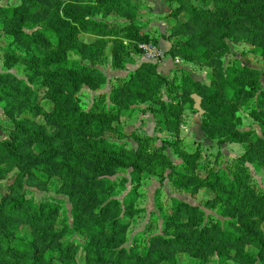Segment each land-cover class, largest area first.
I'll list each match as a JSON object with an SVG mask.
<instances>
[{
	"label": "rangeland",
	"instance_id": "374dc122",
	"mask_svg": "<svg viewBox=\"0 0 264 264\" xmlns=\"http://www.w3.org/2000/svg\"><path fill=\"white\" fill-rule=\"evenodd\" d=\"M205 13L264 0H0L4 229L82 264H264V29Z\"/></svg>",
	"mask_w": 264,
	"mask_h": 264
},
{
	"label": "trees",
	"instance_id": "16d2710c",
	"mask_svg": "<svg viewBox=\"0 0 264 264\" xmlns=\"http://www.w3.org/2000/svg\"><path fill=\"white\" fill-rule=\"evenodd\" d=\"M204 16L210 23H212L215 27H218L220 29H223L230 24H238L241 22H252V21H254L258 27L264 29V20L259 15H242V16L233 15L228 19L219 18L209 13H205ZM61 64L69 65V68L72 70L82 71V72L87 71L86 67H82L77 63H61ZM59 66L61 67L62 65ZM56 70H58V67ZM96 125L100 127L98 123H96ZM11 160H14V157H12ZM19 207L20 204L14 202L9 205L8 212L14 213L15 211H17ZM43 211L45 212V217H43ZM23 217L27 218L29 222H33L32 220H35L34 221L35 224H39L42 222L49 224L52 222L51 219L52 216L48 213L47 210L43 208L36 209L34 207V213H32L30 216H27V213L24 212ZM0 231L4 233V236L0 237V254H2L6 258H10V259L31 258L32 262L35 263L40 262L44 264H82L76 261V259L74 258L75 253L74 252L72 254L69 253V249L67 247L54 248L52 251H48L47 253H44V255H41L35 249L33 240L26 241L23 240L22 238L17 237L16 235H13L10 231L4 229L1 223H0ZM103 258L104 257L102 256L96 259L94 257H89V259L83 264H102L103 263L102 261L104 260ZM0 264L3 263L0 262ZM30 264H34V263H30ZM109 264H122V263H120L118 260L116 261L112 260L109 262Z\"/></svg>",
	"mask_w": 264,
	"mask_h": 264
},
{
	"label": "water",
	"instance_id": "95a60500",
	"mask_svg": "<svg viewBox=\"0 0 264 264\" xmlns=\"http://www.w3.org/2000/svg\"><path fill=\"white\" fill-rule=\"evenodd\" d=\"M191 99L193 101V109L198 112L199 115L202 114V108H201V97L197 94H192Z\"/></svg>",
	"mask_w": 264,
	"mask_h": 264
},
{
	"label": "built area",
	"instance_id": "2783aa9c",
	"mask_svg": "<svg viewBox=\"0 0 264 264\" xmlns=\"http://www.w3.org/2000/svg\"><path fill=\"white\" fill-rule=\"evenodd\" d=\"M147 52H146V55H149L150 54V51H148V50H146Z\"/></svg>",
	"mask_w": 264,
	"mask_h": 264
}]
</instances>
